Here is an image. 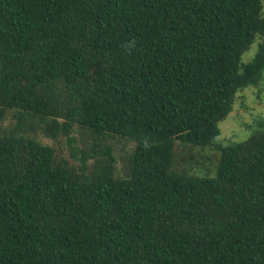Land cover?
I'll list each match as a JSON object with an SVG mask.
<instances>
[{
    "label": "trees",
    "instance_id": "1",
    "mask_svg": "<svg viewBox=\"0 0 264 264\" xmlns=\"http://www.w3.org/2000/svg\"><path fill=\"white\" fill-rule=\"evenodd\" d=\"M257 37L264 0H0V264H264V131L214 143Z\"/></svg>",
    "mask_w": 264,
    "mask_h": 264
},
{
    "label": "rangeland",
    "instance_id": "2",
    "mask_svg": "<svg viewBox=\"0 0 264 264\" xmlns=\"http://www.w3.org/2000/svg\"><path fill=\"white\" fill-rule=\"evenodd\" d=\"M264 42V37H257L251 48L243 55L244 62L250 61L257 49L258 44ZM13 121L9 122L11 124ZM219 136L214 143L218 145H229L236 142L244 141L250 137L254 132L264 131V79L257 87H248L239 91L233 106V111L222 121L218 123ZM37 138L45 144L57 146L58 151L65 158H69L65 143H54L51 139L38 135ZM78 146L82 149L90 150L91 147L96 148L95 144H91L89 139L81 140L76 136ZM86 141V142H84ZM112 156L116 159L113 166L116 176L122 175V171L126 166L127 159L131 152V144L125 141L115 142L111 144ZM174 152L176 154V161H178V168H194L198 171L203 170L204 163L210 164L216 158V152L212 150H204L208 156L200 149L191 147L189 145H182L176 142L174 145ZM71 160V159H70ZM93 160H89L88 164L91 166Z\"/></svg>",
    "mask_w": 264,
    "mask_h": 264
}]
</instances>
